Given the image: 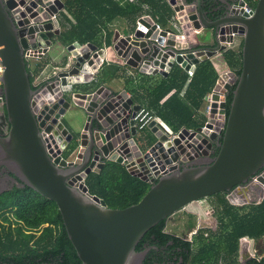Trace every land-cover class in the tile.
I'll return each mask as SVG.
<instances>
[{"label": "water", "instance_id": "water-1", "mask_svg": "<svg viewBox=\"0 0 264 264\" xmlns=\"http://www.w3.org/2000/svg\"><path fill=\"white\" fill-rule=\"evenodd\" d=\"M167 1L184 22L192 23L196 31L210 34L208 42H202L203 45L199 41L189 45L181 43V37H177L173 28L155 31L154 20L145 16L138 19V25L131 34L121 36L119 31L115 33L113 50L119 56L128 58V64L133 68L144 62L140 69L143 73L168 77L172 67L183 59L179 55L181 49L187 52V59H193L199 65L226 51L228 45H233L235 39L241 37V74L238 77L233 72L229 73L233 84L227 83L225 86L226 95L234 84L236 88L228 115L225 95L220 108L222 121L216 122L210 117L207 127H199L194 135H190V138L195 136L194 144L202 140L208 150H212L215 145L219 148L213 158L206 150L200 154L204 156L203 159L210 158L211 163L193 167L187 166L197 161L187 163L150 184L149 191L139 203L124 209H111L103 199L91 195L83 183L74 185L77 180L87 179L92 172L99 174L106 163L100 160L102 152L107 154V148L102 146L105 138H97L93 132L94 128H99L97 121L103 120L109 111V106H102V99L97 98L104 87L100 86L94 95L89 96L94 90H76L78 85L84 84L79 67L86 60H89L88 64L93 62L90 60V50L98 51L100 58L97 61L101 63V59L106 56L105 49H99L94 44H88L87 47H81L78 42L70 44L67 50L73 64L69 67L67 64L65 70L33 89L23 55L27 45L20 40L22 33H18L8 11L16 3L14 0L6 3L0 0V58L4 66L0 96L5 100V114L0 119L10 126L7 135L0 136V165L8 167L24 186L56 203L68 237L83 264H143L147 251H137V246L144 235L192 203L218 194H228L229 199L233 200L237 189L256 185L264 196V189L260 187L264 184V176L258 178L259 184L252 181L264 170V0H258L255 8L245 6L244 0H238V4L228 13L212 21L204 12L202 0L192 3L188 0ZM54 26L58 28L55 33H44L53 29L52 24L43 29L33 28L30 32H40L41 39L48 37L52 40L61 34L59 21ZM51 45L52 42L48 41L47 46ZM193 52L199 59L195 58ZM219 78L214 88V113L218 108L217 102L221 101L219 92L222 91V78L225 76ZM37 99H41L40 105L43 106L38 116L39 106L35 105ZM74 109H78L81 115L90 116L87 121L92 118L93 129L88 135L81 133L75 139L79 141L76 147H81L76 161L69 164L62 161L61 167H58L47 154L41 129L49 121L46 132H51L56 125L72 146L75 136L60 120ZM135 109L138 110L139 106L136 105ZM212 124L218 126L213 132ZM221 128L223 132L220 134ZM58 130L54 129V133H59ZM184 133L189 134V130L183 129ZM115 134L112 133L113 136ZM183 134H180L181 138H184ZM155 136L158 138L160 133ZM98 161L101 162L97 164ZM110 161L121 163L116 158ZM142 181L148 183L145 178Z\"/></svg>", "mask_w": 264, "mask_h": 264}, {"label": "trees", "instance_id": "trees-1", "mask_svg": "<svg viewBox=\"0 0 264 264\" xmlns=\"http://www.w3.org/2000/svg\"><path fill=\"white\" fill-rule=\"evenodd\" d=\"M62 1L65 6L61 15H66L65 25L60 21L65 30L61 37L68 41V45L78 42L81 45L94 44L99 48L105 44L109 46L113 36L111 25L119 19L131 20L136 25L138 18L146 13L157 19L161 27L167 28L177 15L167 0ZM193 1L188 0L189 3ZM246 1L255 8L258 0ZM223 15L224 11L218 8L214 13L211 12L214 20ZM132 32L133 30L127 31V34ZM233 46L234 44L222 53L231 72L239 77L243 41L237 51L230 49ZM222 63L221 56L216 58L215 65L218 69H221ZM119 67L117 65L115 69L118 70ZM28 72L32 88L37 89L34 86V76L31 71ZM219 77L210 60L197 66L191 80L183 70L174 67L170 75L164 77L156 86L149 89L141 86L142 92H134L135 99L140 102L142 98H147L143 102L147 104V108L175 132L181 129H197L205 126L208 119L205 116L204 120L197 121L194 115L199 110H205V97L214 90ZM235 88L236 84L226 95L227 115ZM173 91L171 97L167 98ZM75 148L70 147V151ZM218 151L219 148L214 157ZM86 185L91 195L103 199L111 209H124L139 203L151 187L149 183L129 173L122 165L111 161L105 164L99 174L92 172L86 179ZM227 195L214 196L218 199L219 210L222 212L219 216V231L212 232L211 235L208 233L207 237L204 230L201 231L198 234L200 247L197 251H193L190 241L166 232L167 220H164L149 230L137 246V251H147L143 264L238 262L239 241L242 238L249 237L257 241L264 238V199L248 210H240L230 204ZM215 238H219L218 241ZM3 260L6 264H83L68 237L56 203L28 186L14 187L0 195V262ZM245 264H264V257L248 259Z\"/></svg>", "mask_w": 264, "mask_h": 264}, {"label": "built area", "instance_id": "built-area-1", "mask_svg": "<svg viewBox=\"0 0 264 264\" xmlns=\"http://www.w3.org/2000/svg\"><path fill=\"white\" fill-rule=\"evenodd\" d=\"M8 1L10 0H4V3ZM14 1L16 5L11 9L8 8V11L15 26L18 29V33H22V35L20 36V40L25 41L27 45L23 49L24 59L26 61L27 69L29 68L32 71V75L34 76V86L39 87L42 84L46 83L49 79H51V76L47 72V75L44 77L36 76V74L34 73L35 69H38L40 67V61L51 52L53 46H47L48 41L52 42L50 38L47 37L46 39H41L40 32L31 33L30 30L33 28L43 29L46 27V25L52 24L53 29L44 33H55L58 28L54 26V23L56 21H59V28L61 31L60 15L65 5L62 0H23L24 2H22V0ZM61 4H63V6H61ZM246 5L248 4L246 3L245 6ZM245 6H243V8L247 12H250V10H248ZM145 16L151 17L146 13L141 17ZM153 20L156 25L155 31H162L164 28L161 27L160 24H158L157 19ZM170 24L172 25L171 28H173L177 33V37H181L180 42L189 45L190 40L187 39L185 35V25H189L190 22L186 23L183 19L179 18L176 15V18L172 19ZM137 25L138 24H136L135 28L137 27ZM195 31L196 30H194V32ZM87 46L88 43L81 45V47ZM229 46L231 45H228V47ZM187 49L189 50L190 46ZM88 50H90V48ZM90 52V60H93V62L91 64H88L89 60H86L79 67V75L83 77L84 84H94L97 81L98 75L103 70V67L110 64L106 56L105 58L101 59V63H98L97 60L98 58H100V56L98 55V51L93 52L90 50ZM193 54L195 55L196 59H199V57L196 56V52H193ZM179 55H181L183 59L181 62L176 63L174 67L177 66L181 70H183L187 74L189 80H191L194 77L198 64H196L193 59H187V52L183 49L179 51ZM59 59H61V57ZM115 62H120L123 66L130 67V65L128 64V58L121 57L120 60H117ZM71 64H73V60L72 56L69 53V63L67 67H69ZM143 64L144 62H140L137 68L130 67L131 69L137 71V73H135L133 70L127 71L129 77L134 78L133 83L136 86H140L142 76L144 74H148L140 71V69L143 68ZM186 66H189V68L186 69ZM93 67H96V69L92 70ZM174 67H172L171 71L174 69ZM155 68L163 71L165 70V68H160V66H155ZM44 69L45 68H43L41 74H43ZM171 71L168 73V75H170ZM3 74L4 66L2 65V60L0 58V89L2 88L1 79L3 77ZM222 86L224 87V85ZM137 90L140 91V89ZM95 91L96 90L89 93L88 96L94 95L96 93ZM225 92L223 90L219 92L221 101L217 102L218 108L216 109L215 113L213 112L215 110L213 107V104L215 103V101L213 100L214 90L211 93L207 94L204 100L206 104L204 114L205 116H207V119L213 117L216 122L222 121L220 119V108L221 104L223 103L222 97H225L227 93ZM97 98L102 99V106H109V111L103 118L105 124H103V120H98L97 123L99 128H96L93 131L96 136L99 135L100 137L102 136L103 138H105L102 146L107 148V154H104L102 152L100 160L102 159L106 163L110 161L111 158L121 160L120 165H122L129 173H132L133 176L135 175L140 179L145 178L148 180L149 184H154L162 177L170 175L178 169L182 168L185 164L197 160L200 157V154H203L204 150L208 151L211 154V150L207 149V144L202 140L197 144L193 143V139L195 138V136H193V138H190V135H194L196 129H188L189 134L187 135H185V133L183 134V129L175 132L171 127L166 125L158 115L149 110L147 108V104H144L142 101L141 103H136L135 101H132L130 96H126L122 93H115L105 87L102 93L99 94ZM40 102L41 99H37L35 101V105L39 106V111L36 113V116L40 115L43 110V106L40 105ZM136 105L139 106L138 110L135 109ZM3 110H5V100L3 96H0V111ZM96 110L98 111L99 107H97ZM211 114H213V116H211ZM223 121L225 122V120ZM49 123V121L46 122L45 126L41 129V135L45 143L47 154L49 155L52 163H55L56 166L61 167L62 161H65L67 164L75 162L77 156L75 158L73 157L74 151L77 150H73L70 153V158L66 157V153L71 147L70 143L66 140L67 136L59 131L56 125L51 132H46L45 129L49 125ZM207 125H209L208 120L203 128L207 127ZM217 127V125L212 124L211 132H213ZM54 129L58 130L59 133L55 134ZM145 130L151 131L154 135H156V133H160V136H158L154 144L147 147L145 150H142L136 141V137L139 135V133ZM114 132H116V134L113 136L112 133ZM222 132L223 128H221L219 133L221 134ZM180 134H183L184 138H181ZM196 134H198V132ZM110 144H112V146H110ZM102 146L100 147V149H102ZM80 148L81 147L79 146L78 151ZM182 150H184L183 153ZM99 162L101 161H98L97 164ZM261 176H264V170L256 175L252 181L259 184L258 178ZM82 183L87 186L86 179L77 180L75 181L74 185L79 186ZM261 187L262 189H264V184H262ZM207 235L208 234H206V236ZM192 240L193 238L190 239V241Z\"/></svg>", "mask_w": 264, "mask_h": 264}, {"label": "rangeland", "instance_id": "rangeland-1", "mask_svg": "<svg viewBox=\"0 0 264 264\" xmlns=\"http://www.w3.org/2000/svg\"><path fill=\"white\" fill-rule=\"evenodd\" d=\"M244 1L247 2L246 0H244ZM65 15L66 14L60 15V21H61L62 25L63 24L65 25ZM136 24H137V22H136ZM135 26H136L135 23L131 20H128V19H119L117 21V24H116V27L118 29L121 30L122 28H126V30L129 32L134 30ZM171 26L172 25L170 24V27ZM63 31H65V30H63V28L61 27V33H63ZM206 38L209 39L210 34L207 33ZM236 39L238 40V42H237L238 45L232 47V49L235 51H237L240 48V44H241L240 41H242L241 37H239V38L237 37ZM60 42L62 43L61 45L64 46V51L67 52L68 51L67 46H69L67 40H64V38L61 36L53 39L54 44H57ZM55 55H56V53L54 52L53 56H55ZM53 56H51L49 53L48 54L49 58L46 56L40 61V67L38 69H35V72H34L36 74V76H39V77L43 76L44 77L47 75V73L52 74V70H54L55 67H62L69 60L68 58H66L61 64L58 65V64L53 63L54 62ZM113 67H115V65ZM175 67H176V69L178 68L177 66H175ZM43 68H45V69H44L43 74H41ZM231 71L232 70L230 69L227 72V74L232 73ZM220 77H221V75H220ZM118 78H120V79H118ZM127 78L130 79L131 77H129L128 72L126 71V68L121 70V73L119 74V77H118V75L116 73H111L109 68L104 67V69L100 75L99 80L101 81V83H103V82L107 83L108 84L107 86L112 87L113 89L120 90L123 86H125L124 81L129 80ZM153 78H155L157 80L150 79V80H148V83H147V82H143L141 79L140 83L144 84L146 87H149V86L154 87L160 82V80L163 79V77H161L160 75H155V76H153ZM227 83H229L230 85L233 84V80L231 79L230 74L226 77V79L222 78V84L224 85V87L222 86L221 89L224 92L226 90L225 86L227 85ZM95 85L99 86L98 84L78 85L77 86L78 88H76V90L85 91L86 89L94 87ZM136 101H137V99H136ZM83 119H85L84 114L81 115L80 111L78 109H74L73 112L68 114L66 119H64L65 128L68 129L70 132L75 133L77 136L78 135L77 129L79 130L80 128H82ZM194 119H196L197 121L204 120L205 119L204 111L202 110V111L196 112L194 115ZM156 140H157V138L155 137V135L149 130H145V131L139 133V135L136 137V141L142 150H145L147 147L154 144L156 142ZM78 145H79V141H73V145L71 146V149L75 148ZM70 153H71V151L69 149L68 152L66 153V157L70 158ZM77 154H78V150L74 151V157L73 158H75L77 156ZM149 189H150V187H149ZM251 189L254 190V196H255L254 199H257V197H259L260 188L256 185L255 187L252 186ZM227 197H228V195H227ZM227 200L229 201L228 198H227ZM236 200H237V202L234 200L235 205H233V206L237 209L241 210V209H243V207H247L250 205L249 203H246L243 205L241 204L243 197H236ZM219 209H220L219 201L215 197H211V198L206 199V200L194 202L191 205L187 206L185 209L174 214L172 217H170L167 220L166 232H168L172 235L181 237V238L188 240V241H190V239L193 238V240L190 242L192 245V249L194 251V249L196 247H199L198 241L196 240L195 234H194L196 231H198L200 233L201 231L204 230L205 233H209L210 235L212 234V232L214 233V232L219 231V226H220L219 216L222 213ZM218 239L219 238H217V239L215 238L216 241H218Z\"/></svg>", "mask_w": 264, "mask_h": 264}, {"label": "crops", "instance_id": "crops-1", "mask_svg": "<svg viewBox=\"0 0 264 264\" xmlns=\"http://www.w3.org/2000/svg\"><path fill=\"white\" fill-rule=\"evenodd\" d=\"M172 21V20H171ZM171 23V22H170ZM170 23H169V25H168V27H170ZM116 24H117V21L113 24V25H111V27H112V31H113V36H112V38H111V45H109V46H107L106 44L104 45V46H102V47H100L101 49H106L107 50V55H106V57H107V59H108V61L110 62V68H109V66H107L108 68H109V70H110V72L111 73H116L117 75H118V77H119V74L121 73V70H123L124 68H126V71H128V70H133V69H131L130 67H126V66H123L120 62V64L118 63V62H115V61H117V60H119V58H117L116 56H115V51L113 50V48H112V39L114 38V36H115V33L117 32V31H119L120 33H121V36H123V35H125V34H127V30H126V28H122L121 30L120 29H118L117 27H116ZM128 29V28H127ZM194 28H193V25L190 23L189 25H185V35H186V37H187V39H189L190 40V43H195V42H200L201 44H202V42L204 43V41L205 42H208V38H206V35H207V33L205 34V31L204 32H199V31H195L194 32ZM116 31V32H115ZM190 32V33H189ZM203 34V35H202ZM238 40L237 39H235V43H234V46H236V45H238ZM240 42H242V41H240ZM62 43L60 42V43H57V44H53L52 46H53V49L51 50V52H50V55L51 56H53V53L55 52L56 53V55L55 56H53V63H58L57 61H59L60 59V57L61 58H68L69 59V53L68 52H66V51H64V46L63 45H61ZM203 45V44H202ZM230 49H232V48H230ZM220 56H221V58H222V66H221V69H218L217 67H216V65H215V60H216V58L218 59V58H220ZM47 57H48V55H47ZM49 58V57H48ZM116 59V60H115ZM210 61L213 63V65L215 66V69H216V71L219 73V76L220 75H222V74H224V73H227L230 69H229V66H228V64H227V62L225 61V59H224V57H223V53H218L213 59H210ZM114 64H117V65H119L120 67H119V69L118 70H116L115 69V67H113V66H111V65H114ZM117 65H115V66H117ZM103 69H104V67H103ZM103 71V70H102ZM102 71L100 72V74L98 75V77H97V81H96V83L95 84H98L99 86H97V85H95L94 87H91V88H88V90H90V91H93L95 88H97V87H100V86H103V87H105V88H107V89H110L111 91H113V92H115V93H126L125 95L126 96H130L131 97V99H132V101H135L136 103L137 102H139V100H137L136 101V94L134 93L135 91H137V89H140V91L142 92V88H140L141 86L142 87H145L146 89H149V88H151L150 86L149 87H146L144 84H142L141 83V85L140 86H136L134 83H133V77H131L130 79L129 78H127V79H129L128 81H124L125 82V86H123L120 90H116V89H113L112 87H109V86H107L108 84L107 83H105V82H103V83H101V81L99 80L100 79V75H101V73H102ZM135 73H137V71H135V70H133ZM159 75V74H158ZM141 76V75H140ZM153 76H155V75H148V74H144L143 76H142V81L143 82H147L148 83V80H150V79H153V80H157V79H155V78H153ZM161 77H163V76H161ZM164 78V77H163ZM118 79H120V78H118ZM126 79V80H127ZM161 81V80H160ZM153 87V86H152ZM186 90V89H185ZM185 90L182 92V94H184V92H185ZM174 92V91H173ZM173 92H171V93H173ZM171 93L168 95V97L167 98H169V97H171ZM147 98H142L141 100H140V103H141V101L142 102H144L145 100H146ZM200 111V110H199ZM78 130V129H77ZM235 193H236V197H243V200H242V202H241V204L243 205V204H246V203H249L250 205L249 206H247V207H243V208H245L246 210H248L251 206H255V205H258V204H260L262 201H263V199H264V196H262L261 195V193L259 192V197H257V199H254V190L253 189H251V187H249V188H247V189H241V188H239V189H237L236 191H235ZM228 199H229V197H227ZM237 202V200H236V198L235 199H233V200H230L229 199V202H230V204L231 205H235V201ZM233 201V202H232ZM196 234H195V238H196V240L198 241V234H199V232L198 231H196L195 232ZM206 234H208V233H206ZM205 234V235H206ZM208 236V235H207ZM206 236V237H207ZM198 246H199V242H198ZM200 247V246H199ZM199 247H196L195 249H194V251H197V249L199 248ZM238 253H239V256H238V259H237V261L238 262H236L235 264H245V262H246V260H248V259H251V258H258V259H261L262 257H264V238H262V239H260V240H254V239H251V238H249V237H245V238H242L240 241H239V251H238Z\"/></svg>", "mask_w": 264, "mask_h": 264}, {"label": "flooded vegetation", "instance_id": "flooded-vegetation-1", "mask_svg": "<svg viewBox=\"0 0 264 264\" xmlns=\"http://www.w3.org/2000/svg\"><path fill=\"white\" fill-rule=\"evenodd\" d=\"M206 1V0H205ZM22 2H24L22 0ZM203 0H202V5H203ZM208 3V4H207ZM205 3L204 2V5H203V9H204V12L207 14V18L212 21L214 19H212L211 17V12L214 13L215 9H221L224 11V14L228 13L230 11V9L234 6H236L238 4V0H208V2ZM205 6V8H204ZM214 9V10H213ZM207 11V12H206ZM61 34L59 36H55L54 38L56 37H60ZM53 38V39H54ZM53 39H52V44L53 43ZM243 41V39H242ZM101 49V48H99ZM68 52V51H67ZM69 53V52H68ZM115 56L117 58H119V60L121 59V56H119L117 54V52H115ZM65 60V58H61L59 61H57L58 63H55V64H61L63 61ZM116 60V59H115ZM68 64V62L62 66V67H55L54 70H52V74H50V76L52 77L54 74H58L60 73L62 70H65V67L66 65ZM110 65V64H109ZM109 65H106V66H109ZM29 71H31L29 68H28ZM32 73V71H31ZM96 83V82H95ZM94 83V84H95ZM46 86V85H44ZM99 87L95 88L94 90H97ZM5 114V110L3 111H0V118ZM67 116H64L61 118L60 120V123H62L64 125V119H66ZM87 117L89 119L90 116H84V118L86 119H83V125H82V128H80L79 130H77V136L75 133L74 134V141L75 139H78L80 137V134L83 133V134H86L88 135V133L93 129V120L91 118V120L87 121ZM68 121V120H67ZM2 123V125H0V136H6L7 133L9 132V129H10V126L7 122H2L1 119H0V124ZM69 123V122H68ZM94 124V123H93ZM65 126V125H64ZM96 128L93 129V131L95 130ZM97 138H99V135H97ZM72 144V143H71ZM70 144V146H71ZM75 150H78V147L75 148ZM218 150V147L215 145L212 150H211V157L213 158L216 151ZM79 153V152H78ZM204 156H200L197 160V163L196 164H192L190 166H187V167H193V166H206L208 164L211 163V160L210 158H207V159H203ZM201 159V160H200ZM67 168H70V167H67ZM254 182V181H253ZM254 185V183H253ZM252 186V185H251ZM14 187H24V185L14 176L12 175V172L10 171V169L6 166H3V165H0V195L2 193H4L5 191H8V190H11L13 189ZM0 264H6L4 263V260L2 262H0ZM13 264V263H11Z\"/></svg>", "mask_w": 264, "mask_h": 264}, {"label": "bare ground", "instance_id": "bare-ground-1", "mask_svg": "<svg viewBox=\"0 0 264 264\" xmlns=\"http://www.w3.org/2000/svg\"><path fill=\"white\" fill-rule=\"evenodd\" d=\"M224 74H225V75H224ZM224 74H223V76H225V79H226V77L228 76V74H226V73H224Z\"/></svg>", "mask_w": 264, "mask_h": 264}, {"label": "clouds", "instance_id": "clouds-1", "mask_svg": "<svg viewBox=\"0 0 264 264\" xmlns=\"http://www.w3.org/2000/svg\"><path fill=\"white\" fill-rule=\"evenodd\" d=\"M235 43V42H234Z\"/></svg>", "mask_w": 264, "mask_h": 264}]
</instances>
